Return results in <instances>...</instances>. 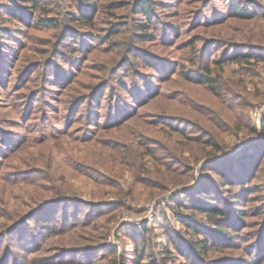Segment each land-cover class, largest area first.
<instances>
[{
	"label": "rangeland",
	"instance_id": "1",
	"mask_svg": "<svg viewBox=\"0 0 264 264\" xmlns=\"http://www.w3.org/2000/svg\"><path fill=\"white\" fill-rule=\"evenodd\" d=\"M86 2L0 0V264H264V0Z\"/></svg>",
	"mask_w": 264,
	"mask_h": 264
},
{
	"label": "trees",
	"instance_id": "2",
	"mask_svg": "<svg viewBox=\"0 0 264 264\" xmlns=\"http://www.w3.org/2000/svg\"><path fill=\"white\" fill-rule=\"evenodd\" d=\"M86 5L88 8H91L92 11L95 10V6L97 5V3H95V0H86ZM138 2L139 5V9L142 10L143 12H145V15H148V13L150 12L151 7L154 4V0H136ZM32 7V6H30ZM28 7V8H30ZM137 9V8H136ZM18 13V12H17ZM234 15L241 18V19H253L254 14L250 13V11L246 8H243L242 6H240L239 4L236 5V7L234 8ZM252 54L251 53H247V52H243L240 55L236 56V57H227L224 61L220 60V59H213L212 62H214L216 64V66H211V65H207L206 67V71L207 72H203V74L200 75L198 81L202 82V83H206L207 85L210 86V88L212 89L213 92L218 93V89L216 87L218 81L222 80L223 76V72L225 71V66L230 64L231 62L234 61V58L239 57L242 60H249L251 58ZM262 59H264V55L262 56ZM219 68H216V67ZM215 69H217L218 73H215ZM251 129H253V132L256 131V128L251 126ZM250 129V130H251ZM249 130V131H250ZM261 134L264 135V122L262 124V130H261ZM211 143V142H210ZM213 154V155H212ZM212 154H210L211 156L208 157V161L206 162L207 164L213 162V161H220V160H216V159H220L218 158L219 155L216 154V151L213 152ZM254 154H244L243 158H253ZM264 157V155H263ZM257 167L258 166H262V162L260 160L255 159L254 160ZM231 166H225L223 167V169L218 168L219 170H217V168L215 169V171L217 170L219 176L221 177L219 180V184L221 185H225L227 183L230 184H234L237 182H246L248 181L247 179V174H245L246 172L243 173V175L241 173H239L238 171L235 170H231L230 168ZM228 169V170H226ZM246 178V180L244 181V179ZM244 185V184H243ZM183 192L187 193V190H184ZM204 195V194H203ZM189 200L192 199V195L188 196ZM196 208H200L203 209V205L201 204H197ZM210 212L213 216L216 215H220L222 213H224L225 208L224 207H210ZM142 232H144V230H142ZM171 241V240H170ZM191 245L193 246V248L197 249V251L201 252L200 250L202 248H205L208 245L207 240H205L204 237H198L196 240L191 241ZM168 248H164L161 251V255H165V253L167 252ZM179 250V249H178ZM183 250H180V253H183Z\"/></svg>",
	"mask_w": 264,
	"mask_h": 264
}]
</instances>
